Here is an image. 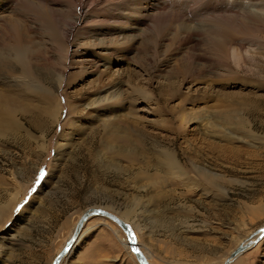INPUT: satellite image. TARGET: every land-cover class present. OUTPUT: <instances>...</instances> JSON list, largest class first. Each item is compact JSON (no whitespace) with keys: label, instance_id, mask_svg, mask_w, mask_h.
<instances>
[{"label":"rangeland","instance_id":"374dc122","mask_svg":"<svg viewBox=\"0 0 264 264\" xmlns=\"http://www.w3.org/2000/svg\"><path fill=\"white\" fill-rule=\"evenodd\" d=\"M150 1L0 0V47L9 36L4 21L33 47L29 72L15 61L0 67V94L22 95L7 106L14 110L0 133V264H51L91 207L130 224L148 264H222L264 225V25L240 41L238 77L207 67L183 80L177 70L193 43L165 46L166 32L159 51L169 55L154 57L142 53L154 20L128 26L115 18ZM204 1L156 0L198 30L227 14L243 21L248 5H264L232 0L228 13L208 20ZM56 16L74 25L62 43L68 62L79 52L95 62L65 67L59 38L49 35ZM125 35L133 52L108 50L116 37L113 47L125 48ZM81 232L59 264H139L110 219L91 216ZM231 264H264V236Z\"/></svg>","mask_w":264,"mask_h":264},{"label":"bare ground","instance_id":"6f19581e","mask_svg":"<svg viewBox=\"0 0 264 264\" xmlns=\"http://www.w3.org/2000/svg\"><path fill=\"white\" fill-rule=\"evenodd\" d=\"M13 2H14V0H11V4ZM227 2L231 3L233 1L232 0H205L204 5H202V7L204 9L201 8V10L202 11L205 10L206 13H210V15H208V17H207L208 20H210L211 16L212 17L214 16L213 15L214 13H217V14L218 13H222V14L225 13L226 14L229 12V10H226L227 8H225V7H228V5H229V4L227 5ZM236 3H238V2H236ZM160 4H161L160 2H156V0H152L151 4H149V5H147V4L144 5V3H143L138 8H136V9L134 8V10H132V11L129 10L130 11L129 14H126V15L121 14L120 15L121 17L117 16L115 18L126 21V24L128 26L135 25L139 19H144V20L148 19V18H150L151 20L153 19L154 21H152V23H151L152 25L147 26L148 31H150L151 34H149L150 36L148 35L146 38L144 36L145 39H144L143 44L145 46V48H144L145 50L143 52L142 51L141 52L142 53H144V52L152 53V56H154V57H157L159 55V52H160L159 49L161 48L160 45L163 42L162 38L164 37V35L167 36V33H168V35L170 33H172L170 35L172 38L169 36L170 37V39H169L170 44L168 43L165 46L174 47V45L175 46L176 45L181 46L184 44L188 45L189 43H193L194 46L192 45L193 47H191L192 48L191 51H193V53H194L193 56H191V57L189 56L187 59H185L186 62H184L177 70L178 74L180 73L181 76L183 77V80L186 79L187 77H190V76L192 78H194L193 76L198 77L201 74H204L205 71H207V67L208 68L216 67V68H221L220 74L224 75L225 77H229L228 80L231 81L230 78L239 74L238 70L236 71V69L233 68V64L234 65L237 64L238 59L240 61V49L243 48L240 41L243 40V38H245L244 36H246V34L249 33V31L252 32L251 30H257V28H259L258 31L260 32V29L264 25V18H263L264 15H263V17H262V15H260V14L264 13V7H263L264 5L262 7L260 5L259 6L257 5L256 9H252L255 7L254 5H252V4H250L251 6L248 5L249 9H246V10L244 9L243 13H240V14H243V16H244L243 21H241V19L239 20V18H237V20H235L234 18L228 17V14H227V16H223L221 18H215L214 17L215 19L213 18L211 20V23H213V26L207 27V28L202 29V30H198L199 27H198V29H196L195 27L186 24V22H189V20L187 18H181V17L177 16L176 12H174V13H176L175 15H172V13H173V12H171L173 10L172 7H171L172 10L171 9L168 10V7H166L165 5L158 7V5H160ZM244 7H246V5ZM26 9L31 10V12L34 13V7H30V8L27 7ZM189 10H190V8H189ZM41 11L43 12V10H41ZM42 12H40V14H39L40 17H43L44 12L43 13ZM244 12H247L246 16L244 15ZM75 13H77V12H74V13L72 12V15ZM28 14H29V11H28ZM165 14H166V16H164ZM34 15L35 14H29L28 16H29V18L30 17L33 18L32 16H34ZM59 15L61 16V14H59ZM60 16H59V18H58V16H56L57 19H59V21H57L58 24L55 23L54 28L49 25L50 24L49 22L48 23L45 22V23L49 25L48 27H51V28H48V29H50L49 35H50L51 39H54V38L58 39L59 38L58 43H57V45H58L57 48H59V50L62 49V51H64L65 57H64L63 63L65 62V67L66 66L69 67V65H73V64H76V65L79 64V65H82V66L84 65L85 67L86 66L88 67V65H90L92 62H95V61H92V59H89V58L85 59L84 58L85 56L79 54L80 53L79 51H78L79 53L77 55L78 59H76V62H68V60L71 58V56H69L71 54L69 52L70 49L63 46L62 43L66 44V42H68L70 40L72 29L74 28V25H73V23L67 24L65 18L61 17L62 18L61 19ZM108 16H109V13H108ZM112 16H114V15H112ZM112 16H111V18H112ZM56 17H55V19H56ZM47 18H48V16H47ZM108 19H110V18H108ZM47 20H49V19H47ZM45 23H44V25H45ZM4 24L6 26V35L5 36L6 37L8 35L9 36L5 39L4 45L3 44L1 45V47H3L4 49L0 50V67L12 66L14 64V61H15L18 65H20L27 72L31 67V59H32L31 57L33 55V51L31 49L32 46L30 47L29 45L26 44L27 41L24 39V35L22 32L23 29H20L21 27L17 23L4 21ZM142 24H144V23H142ZM56 27L58 29L59 34L58 33L57 34L59 36L56 35L55 32H53V31H56L55 30ZM141 31H143V30H141ZM83 34H85V33H83ZM147 34H148V32H147ZM121 36H123V35H121ZM117 38L118 37H116V39H113V40L108 42L110 45V48H108V50H113L117 53L120 51L119 53H121L123 56H125L126 54L129 55L130 52L134 51L135 45H134L133 37H131L130 35H128V36L125 35L124 38H122V40L124 39V42H123V44H121V45H125V48H120V49L115 48L117 46L118 42L121 40V37L118 39ZM103 44H106V43L103 41H100L99 44L94 45V47H100ZM201 44L203 46L205 45L206 49H204V50L202 49L201 53L198 54L197 53V47H200ZM121 45L119 44L118 46H121ZM113 46H115V47H113ZM107 47H109V46H107ZM170 47H169V49H170ZM39 50H41V49H39ZM74 51L76 52L77 50H74ZM169 52L165 51V52H163V55L161 52L160 53H161V56H165L164 53H166V54L168 53L167 55H169ZM139 53H140V51H139ZM118 55L115 57L118 58ZM165 57H164V59H165ZM170 57H172V56L170 55ZM148 58H150V57H148ZM241 58H243V57H241ZM248 58H246V59H248ZM167 59H168V57H167ZM200 60L205 61L206 63H208V65H204V66H202L201 64L198 65L197 62H199ZM168 63H169V61H168ZM164 66L167 67L168 65L165 64ZM94 67H97V64H95ZM216 70H218V69H216ZM131 76H130V78H132ZM224 76H223V78H225ZM134 77H135V75H134ZM235 77H238V76H235ZM130 80H132V79H130ZM14 93H15V91L9 90L7 92V94L6 93L0 94L1 95L0 97H4L2 100H6V102L0 103V133L1 134L3 132H5V130L8 128V126H9L8 125V120H9L8 115H10L12 113V111L14 110L13 106L11 107L12 110H10V107H7V106H10V104H12L11 102H13L15 100L20 103L19 99H21L20 96H22V95H20L21 92H19L20 94L19 93L14 94ZM119 218H121V217H119ZM81 231H80L79 237H78L77 241L75 242V244L73 245V247L76 246L77 242L79 241V239L82 235ZM136 240H137V235H136ZM127 241H128V245H127L128 247L127 248H129V242L130 241L128 238H127ZM72 248H71V250H72ZM139 250H140V248H139ZM69 252L67 254H69ZM146 260H147V258H146Z\"/></svg>","mask_w":264,"mask_h":264},{"label":"water","instance_id":"95a60500","mask_svg":"<svg viewBox=\"0 0 264 264\" xmlns=\"http://www.w3.org/2000/svg\"><path fill=\"white\" fill-rule=\"evenodd\" d=\"M91 216H102L110 219L115 224H117L122 231L125 233L126 237L129 239V248L135 255L139 264H148L145 255L142 251L139 250V246L137 245L136 235L131 228V226L119 218L116 214L104 209V208H88L86 209L78 218L74 229L72 231L71 236L66 240L64 246L57 253L51 264H59L61 259L71 250L75 242L79 237L80 231L83 229L85 222ZM264 236V225L256 230L253 234H251L245 241L238 244V246L230 252V254L225 258L222 264H230L233 260H235L241 253L246 251L251 246L257 244ZM254 237V238H253Z\"/></svg>","mask_w":264,"mask_h":264},{"label":"snow or ice","instance_id":"6c2138e0","mask_svg":"<svg viewBox=\"0 0 264 264\" xmlns=\"http://www.w3.org/2000/svg\"><path fill=\"white\" fill-rule=\"evenodd\" d=\"M42 178H43V174L41 175L40 179H42Z\"/></svg>","mask_w":264,"mask_h":264}]
</instances>
